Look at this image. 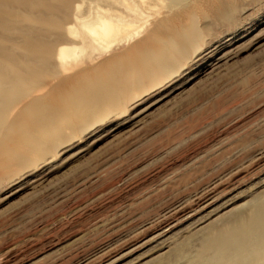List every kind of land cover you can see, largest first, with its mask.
Returning a JSON list of instances; mask_svg holds the SVG:
<instances>
[{
    "label": "rangeland",
    "instance_id": "obj_1",
    "mask_svg": "<svg viewBox=\"0 0 264 264\" xmlns=\"http://www.w3.org/2000/svg\"><path fill=\"white\" fill-rule=\"evenodd\" d=\"M0 3V54L54 67L0 105V264H198L207 229L264 195V0ZM98 10L141 27L67 71L68 28Z\"/></svg>",
    "mask_w": 264,
    "mask_h": 264
},
{
    "label": "bare ground",
    "instance_id": "obj_2",
    "mask_svg": "<svg viewBox=\"0 0 264 264\" xmlns=\"http://www.w3.org/2000/svg\"><path fill=\"white\" fill-rule=\"evenodd\" d=\"M216 3H218L216 5V12L218 14H226L230 10L231 2L220 1ZM132 11L136 13L135 10L132 9ZM94 12V14H88L89 16L86 18L76 17L79 23L77 26H68L69 36L79 40L80 43L70 46L60 45L58 48L56 57L64 69H68L69 64L78 59L90 47L97 52L109 53L116 47L127 44L132 39L129 37V32L141 27L138 22L121 16L117 12L104 10ZM41 33L40 31L36 32L32 35V38L35 40L40 39V36L43 37ZM53 35L60 37L57 33ZM49 37L51 38V36ZM49 37L46 39H49ZM47 46L49 45L47 44ZM9 52V50L4 48L0 54V58L8 63V66H5L1 65L2 61H0V105H2L3 101H7V88L16 87L19 82L32 81V83L39 85V87H49L50 84L39 83L40 80H35L29 74L42 70L52 72L54 68H52L53 62L51 59L38 58L32 54L24 55L13 51H11L13 53ZM15 73L18 75H16L17 77L14 75ZM69 82V79H64L60 81V85L57 88L60 90L63 88L64 90L66 86L65 88H70L76 92V87L73 88V85H68ZM2 84H6V86H2ZM186 245V243L181 244L175 252L165 259L168 261L177 259L180 253L185 250ZM197 256L199 260L198 264H249L253 259L264 260V195L255 199L248 209H240L239 212L232 214L222 221L221 224L211 225L204 234L202 247Z\"/></svg>",
    "mask_w": 264,
    "mask_h": 264
}]
</instances>
